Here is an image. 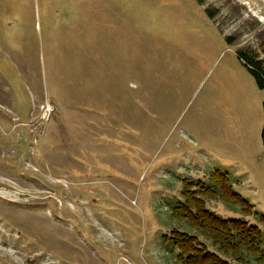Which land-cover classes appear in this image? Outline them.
<instances>
[{
  "label": "rangeland",
  "instance_id": "1",
  "mask_svg": "<svg viewBox=\"0 0 264 264\" xmlns=\"http://www.w3.org/2000/svg\"><path fill=\"white\" fill-rule=\"evenodd\" d=\"M238 53L264 64V0H0V264H178L165 237L196 233L171 210L214 172L251 211L205 208L264 252V88Z\"/></svg>",
  "mask_w": 264,
  "mask_h": 264
},
{
  "label": "trees",
  "instance_id": "2",
  "mask_svg": "<svg viewBox=\"0 0 264 264\" xmlns=\"http://www.w3.org/2000/svg\"><path fill=\"white\" fill-rule=\"evenodd\" d=\"M244 61H242V60ZM238 60L254 80L256 87L264 88V64L251 55L238 53ZM263 125L260 133L261 144L264 152V102L262 103ZM210 184L200 187L197 192L191 183L184 185L178 202L171 210V215L179 221L187 222L196 234H187L175 231L173 236L165 237V242L170 243L176 251L178 264H231L222 256L210 252L198 239L202 236L210 241L213 247L224 256H230L233 261L246 263L244 255L253 258L256 264H264V252L260 247V232L256 227L249 226L240 220H220L205 208V200H223L226 204L237 206L249 213L251 208L227 186L224 174L217 172L210 176ZM191 186V187H190ZM201 196V197H200ZM264 222V219H263ZM169 245V244H168Z\"/></svg>",
  "mask_w": 264,
  "mask_h": 264
},
{
  "label": "flooded vegetation",
  "instance_id": "3",
  "mask_svg": "<svg viewBox=\"0 0 264 264\" xmlns=\"http://www.w3.org/2000/svg\"><path fill=\"white\" fill-rule=\"evenodd\" d=\"M244 55H246V54H244ZM256 59L258 60V57H256ZM242 60V59H241ZM243 61V60H242ZM244 62V61H243Z\"/></svg>",
  "mask_w": 264,
  "mask_h": 264
}]
</instances>
